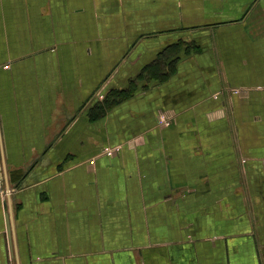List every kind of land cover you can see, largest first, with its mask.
Segmentation results:
<instances>
[{"label":"crops","instance_id":"crops-1","mask_svg":"<svg viewBox=\"0 0 264 264\" xmlns=\"http://www.w3.org/2000/svg\"><path fill=\"white\" fill-rule=\"evenodd\" d=\"M0 264H264V0H0Z\"/></svg>","mask_w":264,"mask_h":264},{"label":"built area","instance_id":"built-area-1","mask_svg":"<svg viewBox=\"0 0 264 264\" xmlns=\"http://www.w3.org/2000/svg\"><path fill=\"white\" fill-rule=\"evenodd\" d=\"M233 91L237 92V90H233ZM103 97H104L103 94L99 95V98H103ZM169 123H170L169 118L165 114L159 116L160 125H167ZM119 151H120V146H109V147L107 146L104 148L103 153L112 156L117 154ZM90 162L94 164V160H91Z\"/></svg>","mask_w":264,"mask_h":264},{"label":"water","instance_id":"water-1","mask_svg":"<svg viewBox=\"0 0 264 264\" xmlns=\"http://www.w3.org/2000/svg\"><path fill=\"white\" fill-rule=\"evenodd\" d=\"M7 225H8V234L10 236L11 233H12V226H11L10 214L7 215Z\"/></svg>","mask_w":264,"mask_h":264},{"label":"trees","instance_id":"trees-1","mask_svg":"<svg viewBox=\"0 0 264 264\" xmlns=\"http://www.w3.org/2000/svg\"><path fill=\"white\" fill-rule=\"evenodd\" d=\"M158 69H162V68H161V65L159 66V68H158ZM160 71H162V70H160Z\"/></svg>","mask_w":264,"mask_h":264}]
</instances>
